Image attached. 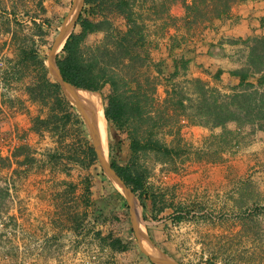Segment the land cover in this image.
I'll use <instances>...</instances> for the list:
<instances>
[{"label": "rangeland", "instance_id": "obj_1", "mask_svg": "<svg viewBox=\"0 0 264 264\" xmlns=\"http://www.w3.org/2000/svg\"><path fill=\"white\" fill-rule=\"evenodd\" d=\"M73 1L0 0V177L12 194L0 206V264H152L136 235L128 232L130 207L106 198L117 186L94 158V141L80 110L71 101L74 108L58 102L45 84L42 60L48 65ZM252 2L264 4L237 2L209 28L205 22H189L183 0H130L132 15L145 23L146 39L137 48V65H144L141 79L149 55L155 62L166 57L173 36L183 37L193 49L187 53L192 61L186 75L173 84L160 76L156 95L162 117L160 111L133 113L121 127L107 120L108 139L117 143L121 163L142 177L138 192L144 200L136 195L143 224L183 264H264V131L247 125L239 129L235 123L213 127L188 116L204 117L196 78L223 93L238 83L228 71L246 65L253 43L246 40L264 35L259 26L245 35L230 32L233 17ZM103 3L100 19L125 22L127 6L120 7L118 0ZM42 18L48 23L41 26ZM106 33L88 35L87 54ZM219 68L227 71L221 80L214 77ZM152 73L159 75L155 67ZM121 75L129 77L127 71ZM175 84L192 98L186 113L164 103ZM122 86V95L130 96ZM97 92L104 105L103 93ZM38 116L41 122L35 121ZM133 133L184 152L176 159L153 148L135 152ZM23 144L29 147L20 149L18 161L14 152Z\"/></svg>", "mask_w": 264, "mask_h": 264}, {"label": "trees", "instance_id": "obj_2", "mask_svg": "<svg viewBox=\"0 0 264 264\" xmlns=\"http://www.w3.org/2000/svg\"><path fill=\"white\" fill-rule=\"evenodd\" d=\"M118 1L120 7L125 5L128 10L125 9L126 7L124 10L130 11L129 15H123L125 22L122 21L120 25H115V22L108 17L100 19L97 15L104 4V0H85V7L80 14L77 26L68 37L61 53H58L57 59L61 71L68 81L79 87L103 93L107 120L121 127L133 117V113L142 116L144 112L151 114V112L160 111V117H162L163 112L160 110L162 106L157 103L156 95L160 76L165 74L167 81L172 83L178 76L186 75L192 61V57H189L187 53L193 49L187 47L188 44L185 43L183 37L173 36L172 41L167 45L168 54L166 57H162L160 61L155 62V60L150 59L149 55L148 62L144 63L147 70L141 75L145 77L141 79L139 73L142 70L141 66L144 65H137L140 60L137 48L146 39L145 35L142 34L145 23L140 22L138 18L132 15V8H129L130 0ZM242 1L245 0H183L187 12L186 18L189 22H205V26L209 28L213 27L217 20L227 15L235 3ZM87 5L90 7L87 8ZM35 22H37L36 18ZM46 23H48V19L42 18L41 23L37 24L42 26ZM102 30L107 31L104 42L92 47L87 54L86 49H84L86 38L91 33ZM246 41L253 42L249 46L246 65L228 71L232 77L238 78V83L230 86L232 91L223 93L215 86L207 88L206 81L202 78L195 79L196 87L199 88L197 96L204 117L203 121L194 120L189 113L188 116L191 122L213 127H225L229 123H235L239 129L247 125L264 131V35L249 37ZM153 67L159 73L158 76L153 75ZM166 68L169 70L167 73H165ZM42 69L45 84L53 89V96L56 100L60 103H66L70 108H74V105L63 94L59 83L53 79L45 60H42ZM121 71H127L129 77L121 75ZM226 72L225 69L219 68L214 75L215 79L221 80ZM122 84L129 88L132 93L130 96L124 97L122 95L120 91V88L123 87ZM175 85H173V92H169L170 89H167V92L173 95L170 99L167 97L164 103L177 104L186 113L187 108L191 106V103L187 101H192V98L184 93L183 88H177V85ZM107 86H110V92L104 93ZM164 107L165 111L169 108ZM148 118L151 119V115ZM148 118L145 117L144 120ZM35 121L41 122V117L38 116ZM157 123L155 121L153 125L155 126ZM137 129L138 127H136L138 132ZM137 134L133 133L131 135V148L135 152L153 148L157 151V154L173 159L181 156L184 152L181 151L180 147L170 146L153 137L142 138ZM109 146L110 161L113 167L143 201V192H138L139 189L143 188L142 177L135 175L128 165L121 163L117 143L114 139L110 140ZM28 147V144L20 145L18 150L14 152V157L19 161L18 157L23 152L20 149ZM93 154L94 158L97 159L94 149ZM1 159L3 160V157ZM9 159L12 164L13 160L10 157ZM2 182L0 177V206L4 197L12 195L10 194L11 188ZM87 189L91 191V186ZM106 198L111 202L115 201V204L120 205V207L129 206L125 196L115 186H113L112 191H108ZM129 228L128 232L135 235L133 228L131 226ZM118 244H122L121 238H118ZM113 245L117 248V245L114 243ZM152 264L154 263L152 262Z\"/></svg>", "mask_w": 264, "mask_h": 264}, {"label": "water", "instance_id": "obj_3", "mask_svg": "<svg viewBox=\"0 0 264 264\" xmlns=\"http://www.w3.org/2000/svg\"><path fill=\"white\" fill-rule=\"evenodd\" d=\"M85 0H74L71 10L65 17L63 27L60 34L55 39L50 52H49V62L48 66L54 79L59 83L63 94L75 105H77L80 110L86 126L93 138L95 151L98 160L108 174V176L116 184L117 188L122 192L128 201L130 207V219L132 228L138 239L141 249L145 252L150 259L155 264H183L177 257L171 255L166 250H164L152 237L146 226L143 224L140 213L139 204L136 193L133 188L125 181V179L118 173V171L113 167L109 155L105 154L103 147L98 138L97 131V113L91 108V106L86 103L84 99L80 97V91H92L79 87L70 81H68L60 68L58 63V53L62 49L70 36V34L75 30L77 26L78 19L83 10Z\"/></svg>", "mask_w": 264, "mask_h": 264}, {"label": "crops", "instance_id": "obj_4", "mask_svg": "<svg viewBox=\"0 0 264 264\" xmlns=\"http://www.w3.org/2000/svg\"><path fill=\"white\" fill-rule=\"evenodd\" d=\"M249 6L245 12L242 11L233 17V30L230 32L236 30L238 34L245 35L256 31L258 28L259 31H264V4L252 2Z\"/></svg>", "mask_w": 264, "mask_h": 264}, {"label": "bare ground", "instance_id": "obj_5", "mask_svg": "<svg viewBox=\"0 0 264 264\" xmlns=\"http://www.w3.org/2000/svg\"><path fill=\"white\" fill-rule=\"evenodd\" d=\"M63 42L61 44L62 49ZM80 97L88 103L91 108L97 113V131L98 138L103 147L105 154H108L109 139H108V124L105 114V108L102 102V98L97 91H80Z\"/></svg>", "mask_w": 264, "mask_h": 264}]
</instances>
